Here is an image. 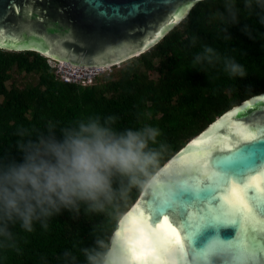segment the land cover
<instances>
[{"label":"trees","instance_id":"obj_1","mask_svg":"<svg viewBox=\"0 0 264 264\" xmlns=\"http://www.w3.org/2000/svg\"><path fill=\"white\" fill-rule=\"evenodd\" d=\"M222 12L223 0L195 4L148 51L118 69L113 66L109 75L97 76L88 85L64 82L50 59L37 52L0 50V156L20 159L22 130L35 138L49 125L59 128L90 116H114L119 130L143 124L158 127L159 139L169 146L165 163L232 107L264 94V25L242 14L228 28L229 39L217 15ZM246 25L251 37L244 32ZM205 45L221 57H235L247 77L229 79L220 63L194 66L193 56ZM16 75L34 76L37 82L22 85ZM140 193L130 194L119 218L64 212L52 218L46 230L39 224L32 233L19 224L10 226L14 239L11 246L0 247V264H61L65 250L93 246L95 227L113 234Z\"/></svg>","mask_w":264,"mask_h":264},{"label":"water","instance_id":"obj_2","mask_svg":"<svg viewBox=\"0 0 264 264\" xmlns=\"http://www.w3.org/2000/svg\"><path fill=\"white\" fill-rule=\"evenodd\" d=\"M201 1L0 0V50L34 51L77 68H112L148 51ZM209 144L215 150L208 161H197L199 167L181 164L207 152ZM170 165L181 175V183L166 181L148 195L141 191L114 233L122 230V221L135 231L139 226L126 218L130 212H144L146 202L150 224L157 215L161 219L168 215L189 255H196L209 237L218 235L225 241L250 243L260 250L257 264H264V193L246 190L255 223L246 224L239 216L232 223L215 219L227 207L222 197L232 183L244 187L250 177L264 175V94L218 117L162 168Z\"/></svg>","mask_w":264,"mask_h":264},{"label":"clouds","instance_id":"obj_3","mask_svg":"<svg viewBox=\"0 0 264 264\" xmlns=\"http://www.w3.org/2000/svg\"><path fill=\"white\" fill-rule=\"evenodd\" d=\"M223 7L217 15L229 39L228 28L242 14L264 25V0H223ZM244 32L253 34L247 25ZM218 63L229 79L247 77L242 63L232 56L221 57L211 46H203L192 59L194 66ZM116 123L114 116H90L59 128L49 125L35 138L27 131L19 133L20 159L0 156V247L11 246L10 226L19 224L32 233L39 224L46 230L49 221L64 212L119 218L134 190L148 195L166 181L181 183L174 165L162 168L169 146L159 139L158 127L143 124L119 130ZM93 236V246L65 250L61 264H129L123 237L102 226L93 229ZM257 255L250 243L213 235L196 255L184 247L182 253L166 250L163 260L164 264H257Z\"/></svg>","mask_w":264,"mask_h":264},{"label":"snow or ice","instance_id":"obj_4","mask_svg":"<svg viewBox=\"0 0 264 264\" xmlns=\"http://www.w3.org/2000/svg\"><path fill=\"white\" fill-rule=\"evenodd\" d=\"M249 137L251 140L255 139L251 133H249ZM207 147V152L199 154L195 158L184 160L181 164H192L199 167L197 161L201 163L208 161L211 152L215 150L211 144ZM220 151H223V149L221 148ZM248 188H254L257 192L264 193V175L250 177L244 187L232 183L230 192L222 197L227 207L215 214L217 222L232 223L237 216L242 217L246 224L249 221L256 222L255 215L252 213L246 199ZM150 218L151 214L147 213L145 202L144 212H130L126 218L139 227L135 231H131L124 227L122 221V230L116 232L117 237H123L126 240L129 264H133V262L134 264H164L163 255L166 250H175L181 253L184 250V239H182L177 228L169 222L168 215H163L162 219L160 215H157L154 224H150ZM254 250L257 254L260 251L255 248Z\"/></svg>","mask_w":264,"mask_h":264},{"label":"built area","instance_id":"obj_5","mask_svg":"<svg viewBox=\"0 0 264 264\" xmlns=\"http://www.w3.org/2000/svg\"><path fill=\"white\" fill-rule=\"evenodd\" d=\"M55 62V61H54ZM60 63V62H56ZM57 66L58 71L61 75L60 78L64 82L68 83H75V84H81V85H88L91 84L92 81L95 79V77L99 76L100 73L103 72V69H88V68H77L72 67L69 68V66L61 65Z\"/></svg>","mask_w":264,"mask_h":264},{"label":"rangeland","instance_id":"obj_6","mask_svg":"<svg viewBox=\"0 0 264 264\" xmlns=\"http://www.w3.org/2000/svg\"><path fill=\"white\" fill-rule=\"evenodd\" d=\"M48 62H49V64H50L52 67L55 68V70H56V74L61 75V74L59 73L60 71H58V69H57V66H59L61 62H60L59 64L56 63V62H54L53 60H49ZM61 65H63V63H62ZM66 66H67V65H66ZM71 67H72V66H71ZM120 67H121V65H118V66H116V69H118V68H120ZM114 69H115V68H114ZM112 71H113V68H104V69H103V72L100 73L99 76H107V75H109ZM15 80H16L17 83L22 84V85H24V84H26V83L35 84V83L37 82V79H36L34 76H26V77H24V75H16Z\"/></svg>","mask_w":264,"mask_h":264},{"label":"bare ground","instance_id":"obj_7","mask_svg":"<svg viewBox=\"0 0 264 264\" xmlns=\"http://www.w3.org/2000/svg\"><path fill=\"white\" fill-rule=\"evenodd\" d=\"M63 65L65 66L66 64L65 63H63ZM67 66H69V65H67ZM69 68H72L71 66H69Z\"/></svg>","mask_w":264,"mask_h":264}]
</instances>
